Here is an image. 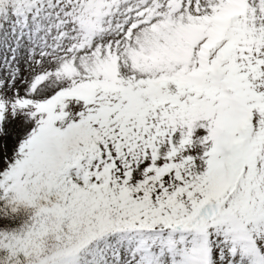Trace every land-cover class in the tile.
<instances>
[{"label":"snow or ice","instance_id":"6c2138e0","mask_svg":"<svg viewBox=\"0 0 264 264\" xmlns=\"http://www.w3.org/2000/svg\"><path fill=\"white\" fill-rule=\"evenodd\" d=\"M0 264H264V0H0Z\"/></svg>","mask_w":264,"mask_h":264}]
</instances>
